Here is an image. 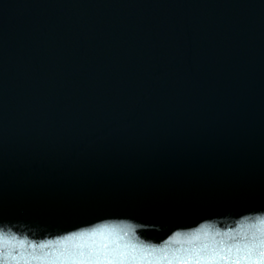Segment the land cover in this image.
Here are the masks:
<instances>
[{"label":"water","instance_id":"water-1","mask_svg":"<svg viewBox=\"0 0 264 264\" xmlns=\"http://www.w3.org/2000/svg\"><path fill=\"white\" fill-rule=\"evenodd\" d=\"M101 228L264 240V0H0V264Z\"/></svg>","mask_w":264,"mask_h":264},{"label":"snow or ice","instance_id":"snow-or-ice-1","mask_svg":"<svg viewBox=\"0 0 264 264\" xmlns=\"http://www.w3.org/2000/svg\"><path fill=\"white\" fill-rule=\"evenodd\" d=\"M122 239L106 228L68 236L56 242L60 247L54 264H264V240L258 246L245 244L210 250L204 245L182 255H170L165 249L149 251L121 243Z\"/></svg>","mask_w":264,"mask_h":264}]
</instances>
